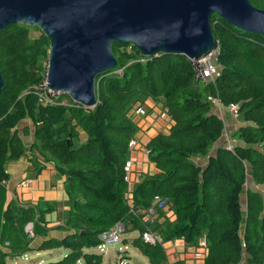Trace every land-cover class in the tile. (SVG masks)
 <instances>
[{
  "label": "trees",
  "instance_id": "1",
  "mask_svg": "<svg viewBox=\"0 0 264 264\" xmlns=\"http://www.w3.org/2000/svg\"><path fill=\"white\" fill-rule=\"evenodd\" d=\"M251 1L264 8V0ZM212 29L219 44L217 65L222 68L212 81L196 79L192 59L184 54L146 56L132 43L115 42L118 64L97 75L98 102L93 108L65 93L42 102L39 85L47 74L50 40L37 25L18 23L1 32L5 85L0 93V264L31 251L34 237L49 235L44 213L55 208L8 201L7 163L29 151L17 129L28 118L35 125V169L39 173L45 162H54L67 175L69 208L59 226L66 233L44 239L39 250L64 247L69 252L47 264H102L103 255L90 249L101 243V232L120 220L126 226L133 222L141 234L149 226L161 235L162 243L183 239L190 247L206 237L203 264H264L263 195L249 190L246 209L241 199L246 163L254 181L264 184V35L239 29L217 14L212 15ZM117 69L122 74L115 73ZM211 95L225 106L238 104L240 118L252 124L236 133L243 144L212 152L226 126L212 111ZM147 100L173 124L168 133L160 132L147 144L158 172L128 182L129 142L140 130L135 116L146 114ZM138 107L145 114L137 113ZM78 128L88 138L77 143ZM157 194L167 198L169 208L145 221V210ZM29 222L34 224L33 236L26 231ZM141 236L133 245L152 264L164 263L163 244L144 243Z\"/></svg>",
  "mask_w": 264,
  "mask_h": 264
},
{
  "label": "water",
  "instance_id": "2",
  "mask_svg": "<svg viewBox=\"0 0 264 264\" xmlns=\"http://www.w3.org/2000/svg\"><path fill=\"white\" fill-rule=\"evenodd\" d=\"M213 14L264 35V8L251 0H0V34L13 24L37 25L50 40L48 88L93 108L97 75L118 64L113 43H132L146 56L198 60L219 45ZM4 85L0 69V93Z\"/></svg>",
  "mask_w": 264,
  "mask_h": 264
},
{
  "label": "crops",
  "instance_id": "3",
  "mask_svg": "<svg viewBox=\"0 0 264 264\" xmlns=\"http://www.w3.org/2000/svg\"><path fill=\"white\" fill-rule=\"evenodd\" d=\"M146 114L136 115L135 120L140 126L135 139L137 144L130 148V158L133 160V172L132 181H137L143 178L146 174H154L158 172V169L149 158V150L147 144L149 141L158 135L160 132L168 133L170 131L173 121L169 116L163 112V110L155 104L152 100L146 101ZM212 111L221 115L225 121V131L223 137L219 139L214 146L213 151L218 147L234 148L235 145L243 144V141L236 135L237 131L241 127L252 125L250 122H245L241 118H237L227 106L217 101H212ZM20 137L25 143L29 151L26 155L20 157L17 160H10L7 163V170L10 173V179L6 182L8 189V201L15 200L19 204L25 205H37L41 200L45 201L47 207L55 208L48 210L44 213V217L47 220L50 227L49 237L61 238L65 235L59 226L63 222V216L65 210L69 208V196L66 190L67 187V175L60 173L54 165V162H43L45 167L38 173L33 164L35 156L32 154L31 149L34 147L36 141L35 137V125L33 121L28 118L23 120L17 126ZM80 133V142L88 138V134L81 128H78ZM27 131V133H25ZM78 143V141H77ZM232 144V145H231ZM204 161V160H202ZM30 179L28 184H23L24 180ZM132 183L130 189H132ZM165 208L164 211H167ZM164 217H160V221H163ZM37 238V237H35ZM34 238V239H35ZM206 237H201L199 242L205 241ZM43 241L42 237H39L34 241L36 246ZM163 249L165 251L166 262L174 263L177 261H184L186 264H203L208 250L203 245L186 246L183 239H176L163 242ZM43 251V250H42ZM57 251V252H54ZM91 251V250H90ZM36 252L40 254L41 250L34 248L26 254ZM69 250L64 247H58L49 249V255L61 258ZM24 256L18 257L22 258ZM16 258H9L13 260ZM7 260V264L8 263ZM39 259L37 263L40 261ZM41 264H45L41 260Z\"/></svg>",
  "mask_w": 264,
  "mask_h": 264
},
{
  "label": "built area",
  "instance_id": "4",
  "mask_svg": "<svg viewBox=\"0 0 264 264\" xmlns=\"http://www.w3.org/2000/svg\"><path fill=\"white\" fill-rule=\"evenodd\" d=\"M219 53V46L209 55L204 56L198 60H193V65L195 69V78L201 80L204 84L212 81L215 78V74L217 73V56ZM141 61H145V58H141ZM115 73L122 74V69L115 70ZM46 82V76L44 81L39 85V90L41 91V99L44 103L52 102L55 97L60 95V92H56L48 88ZM209 100L220 102L214 96H209ZM221 103V102H220ZM222 104V103H221ZM227 108L235 113L238 114V105L237 104H230ZM137 113L145 114V110L141 107L136 109ZM137 141L135 138L131 139L129 142V148L135 146ZM125 181L130 182L132 179V172H133V162L131 159L127 160L125 164ZM31 180H24L23 184H28ZM169 207V202L167 198H163L160 195H155L153 204L146 209L147 216H150L153 220L155 217L160 213V210H164L165 208ZM134 210V209H131ZM26 231L33 236V222H29L26 226ZM126 227L125 222L123 220L118 221L115 223L110 229L105 230L99 236L101 238V245L98 246L100 250H103L108 244H114L118 241H121L122 235L125 233ZM142 240L149 244H157L162 242V237L156 231L152 230L151 228H147L142 234ZM202 244H205V241H202ZM206 245V244H205Z\"/></svg>",
  "mask_w": 264,
  "mask_h": 264
},
{
  "label": "rangeland",
  "instance_id": "5",
  "mask_svg": "<svg viewBox=\"0 0 264 264\" xmlns=\"http://www.w3.org/2000/svg\"><path fill=\"white\" fill-rule=\"evenodd\" d=\"M38 33H39V31L36 30L35 35H37ZM64 100L66 102H68L67 99H64ZM233 114H235V113H233ZM235 115L237 116V118L238 117L240 118V114H235ZM80 140H81V138H79V140H77V141L80 142ZM198 160H199V158H198ZM132 162H133V160H132ZM201 162H204V161L201 160ZM246 166H247V181H246V185H245V191L241 196L242 206L244 209H246V207H247V194H248L249 190H254V191L260 192L264 198V184L256 183L252 177V168H251L250 163H246ZM167 208H169V207H167ZM131 209H133V208H131ZM145 212H146V210H145ZM144 220L145 221H147V220L153 221V219L150 216H145ZM127 226L125 223V227H127V229H126L125 233L122 235L121 241H118L114 244H108L103 250H100L98 248V246L101 245V243L98 246L90 249L91 251H94V252H97V253H100L103 255L102 264H152L151 258L147 254H145V252L143 250H141L140 248H137L136 246L133 245V240L141 235L140 231L138 229L137 230L134 229L133 222H130L129 225H127ZM37 238H38V236H37ZM37 238L33 239V245L32 246H34V248L39 249L40 246L42 245V242L39 244V246H36L34 241ZM49 238H53V237H49ZM200 240H201V238H200ZM169 241H171V240H169ZM144 243H146V242H144ZM162 244H164V243H162ZM205 244H206V240H205ZM199 245L200 246L203 245L202 242H199ZM199 245H197V247H200ZM204 245H203V247H204ZM54 252H57V251H54ZM61 258L60 257L57 258L54 256L51 257V255H49V249H46L43 251L41 250L39 255L36 254V252H31L28 254L27 257L24 256L22 258H16V259H13L10 261L8 260V263L9 264H41V260H43V262L45 264H47L48 261H56V260H59ZM39 259H41V260L37 263V261ZM162 264H169V262L164 261V263H162Z\"/></svg>",
  "mask_w": 264,
  "mask_h": 264
}]
</instances>
